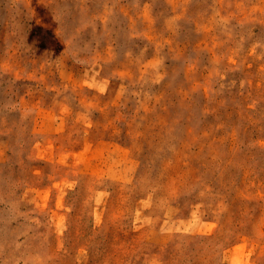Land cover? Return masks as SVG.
Returning a JSON list of instances; mask_svg holds the SVG:
<instances>
[{
  "label": "rangeland",
  "instance_id": "obj_1",
  "mask_svg": "<svg viewBox=\"0 0 264 264\" xmlns=\"http://www.w3.org/2000/svg\"><path fill=\"white\" fill-rule=\"evenodd\" d=\"M0 264H264V0H0Z\"/></svg>",
  "mask_w": 264,
  "mask_h": 264
}]
</instances>
